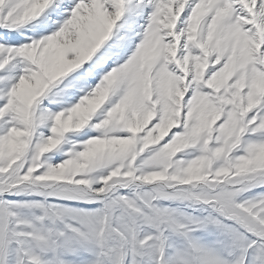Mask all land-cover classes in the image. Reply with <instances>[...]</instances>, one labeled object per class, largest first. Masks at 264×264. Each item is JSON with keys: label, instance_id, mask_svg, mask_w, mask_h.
<instances>
[{"label": "snow or ice", "instance_id": "obj_1", "mask_svg": "<svg viewBox=\"0 0 264 264\" xmlns=\"http://www.w3.org/2000/svg\"><path fill=\"white\" fill-rule=\"evenodd\" d=\"M0 264H264V0H0Z\"/></svg>", "mask_w": 264, "mask_h": 264}]
</instances>
